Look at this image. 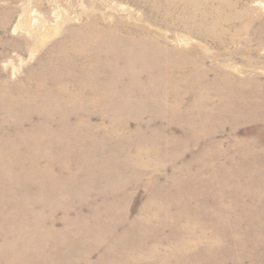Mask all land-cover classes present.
Instances as JSON below:
<instances>
[{"label": "rangeland", "instance_id": "obj_1", "mask_svg": "<svg viewBox=\"0 0 264 264\" xmlns=\"http://www.w3.org/2000/svg\"><path fill=\"white\" fill-rule=\"evenodd\" d=\"M117 34L166 49L127 109ZM0 264H264V0H0Z\"/></svg>", "mask_w": 264, "mask_h": 264}, {"label": "bare ground", "instance_id": "obj_2", "mask_svg": "<svg viewBox=\"0 0 264 264\" xmlns=\"http://www.w3.org/2000/svg\"><path fill=\"white\" fill-rule=\"evenodd\" d=\"M197 3H198V0H191V5L192 6L195 5V4H197ZM227 3H231V2H228L227 1ZM232 6H233V4L231 3V7ZM215 9H217V8H215ZM215 9H213V11ZM221 9H223V8H220V5H219L217 11H221ZM217 11H216V13H218ZM213 13H215V12H213ZM239 15H241V14L231 15L227 19L229 21L230 20L232 21L235 18H237ZM190 16H191V14H190ZM204 17H206V14L204 15ZM218 21L220 22L221 21V18H217L213 22V25L214 26H217ZM203 23L205 24L204 21H203ZM226 25H227V23H226ZM244 26H245L246 31H247L248 28L246 27V25H244ZM87 28H89L88 29L89 32L84 31L85 32L84 33V37H82L83 36L82 35V36H80L81 38H79L83 42L84 41H93L97 37L100 38V39L105 38L104 40L107 39V41H110L109 40V37L110 36H116L115 34H113V30H115L113 27L112 28H107V27L104 28V27H95V26L94 27H91V26H88ZM117 37L120 40H119V43L118 44H113V45H115V47H117L116 55L113 57V59H114V63L113 64H115L119 68H118V70L114 71V76H119L121 78V79H118V81H122L123 80V76H130V78L132 79V83L131 84H127L125 86L126 90L127 91L129 90L130 92H122L117 87L112 88V91H110V92H112V94H115V95L118 96L119 99L118 100L116 99L117 100V106L119 105L120 107H123V108L127 109L128 108L127 106H129V104H131V103H127V102L131 101L129 96H130V94L133 93L132 90L134 89V87L140 86V87H142V89H147L148 86H151L150 84L156 85L158 83V79H159L158 76H165V77L167 76V74L165 72V64L161 61L160 58H158V55L161 54V53H165L166 52V49L163 46H161V45L151 46L150 40L148 38H145V37H143L141 39H137V38H134V37H130V36H126L125 35L124 37L120 38L121 37L120 34H117ZM137 43H141L142 44V47L138 49L137 48ZM113 45H110L109 43L103 44L101 46H98V48H99L98 51L108 53L111 48H114ZM165 47H167V46H165ZM93 57L98 58L95 61H98L99 62V64H98L99 66H98V70H95V72H97L98 73V76H99V73L101 72V70L99 69V67H101V64L104 62L103 60L101 61L102 54L99 53V52H97L95 55H93ZM104 65H105V63H104ZM156 68H159L161 70V72L159 74H156L155 73V69ZM82 69H86V67H82ZM95 72H91L90 71V73L93 76H96L95 75ZM90 73H89V76H90ZM143 73H146L147 76H151L150 77V80L145 81V82H143V81L141 82V80H140L141 77L140 76L144 75ZM202 73H203V75H205L203 71H202ZM203 75H201V69H199L198 72H196V74H194V76H201V78H204L205 79L206 76L208 75V73L205 76H203ZM215 76L217 77L216 78V82L217 83H225L226 84V90L225 91H226L227 94L230 95V94H232V93L235 92L234 84H237L238 83L237 82L238 81L237 78H235L231 74L227 73L226 71L225 72L224 71L218 72ZM247 81H249V82H245V83L243 82V84H253V85L255 84V85H257V87L258 86L260 87V85H261V82L258 81V80H255V81H253V80H247ZM98 89H100V88H98ZM237 90H239V89H237ZM219 93L222 94V89L219 91ZM238 93H241L239 95L240 98H242L244 96L250 97L251 94H252L251 91H248V90H245V89H242V88H240V90L238 91ZM95 95H101V94H100V92H96ZM126 96H128V97H126ZM70 98H72V97H70ZM227 100H229V98H227L226 101ZM181 105H182V100L181 99H177L176 102H175V108L176 107L179 108V107H181ZM229 105H230V103H229ZM253 105H255V107H257L259 104H253ZM115 125H116V123H115ZM113 130H114V128H113ZM50 168H51V166H50Z\"/></svg>", "mask_w": 264, "mask_h": 264}]
</instances>
